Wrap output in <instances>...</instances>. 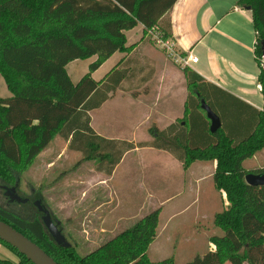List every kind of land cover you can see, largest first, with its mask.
I'll return each mask as SVG.
<instances>
[{
  "label": "trees",
  "instance_id": "16d2710c",
  "mask_svg": "<svg viewBox=\"0 0 264 264\" xmlns=\"http://www.w3.org/2000/svg\"><path fill=\"white\" fill-rule=\"evenodd\" d=\"M175 1L0 0V75L12 94L0 97V181L15 187L18 173L28 168L56 135L106 175L112 173L125 151L142 146L166 150L182 162L184 169L196 160L215 161L213 184L227 202L213 217L222 235L211 236L212 247L185 264H264V186H251L244 180L245 174L264 173V168L243 167L244 160L264 148V0L236 2L251 13L257 80L263 96L262 109L244 137L232 138L221 125L214 133L208 126L205 136L194 140L191 125L186 133H173L172 126L166 132L151 125L148 132L152 141L133 144L105 139L90 126L88 112L99 107L118 84L110 89L99 86L91 73L114 52L133 49L125 46L124 31L137 24L143 25L144 33L157 25L165 36H170L168 15ZM94 55L88 72L72 82L66 65ZM183 71L191 94L182 119L186 123V117L192 120L190 115L196 108L205 113L201 100L212 107L190 76L193 72L185 67ZM115 73L120 74L119 82L123 72ZM194 94L195 107L191 105ZM36 210L40 218L26 219L0 207V220L36 243L58 264H174L171 257L160 261L148 257V248L157 234L159 208L86 253H80L67 240L59 225L70 246L58 245L45 227L42 213ZM0 243L18 257L16 262L0 258V264H32L15 248Z\"/></svg>",
  "mask_w": 264,
  "mask_h": 264
},
{
  "label": "crops",
  "instance_id": "0c3cea01",
  "mask_svg": "<svg viewBox=\"0 0 264 264\" xmlns=\"http://www.w3.org/2000/svg\"><path fill=\"white\" fill-rule=\"evenodd\" d=\"M236 2L237 0H176L169 11L168 18L170 37L196 57V60L189 62L185 68L193 72L190 76L197 83L199 92L219 116L224 130L232 138L240 139L251 131L257 112L262 109L263 96L257 80L259 67L254 56L255 31L251 13L248 9L238 7ZM138 27L140 29L136 30ZM128 32L130 36H127ZM124 34L125 46H132L133 49L129 52H114L91 73V77L104 88L110 89L118 83L115 90L108 94V98L99 107L88 112L91 128L105 139L137 144L152 141L145 135V130L148 132L151 124L158 130H166V132L172 126L173 133L177 131L186 133L191 125L194 140H201L210 124L206 114L196 108L190 115L192 120L188 117H186V123L182 120L185 115V105L189 104L191 95L183 67L159 54V51L146 39L143 25L137 24L132 29L125 30ZM95 58L94 55L81 59L87 61L84 74L88 72V65ZM76 70L77 68L73 67L74 73H79ZM116 71L123 72V78L119 82L116 81L120 74L115 73ZM67 73L69 75L68 71ZM192 96L191 105L195 107L197 95ZM118 100L124 101L123 103L130 108L128 112L130 116H133L134 112L138 114L137 119H132L133 125L129 128L131 133L127 135L111 129L110 124L104 121L109 119L110 105ZM99 112L104 121L101 130L95 128L93 121V113ZM148 134L152 137L149 132ZM142 151L154 154L152 163L155 169L153 175L148 171V176H144L143 173L141 177L137 176L133 181L139 179L142 186L154 184V187L159 189H162L163 184L166 187L179 188L176 194L161 198L159 205L155 206L160 209V217L164 213L165 205L172 201L173 207L169 209V218L172 217L174 220L178 218L181 221L189 214L190 217L192 216V226L197 234L203 238L208 237L210 219L216 213V196L213 190L218 195L221 194L215 189L212 179L215 161L196 160L187 169H183L180 160L157 147L142 146L125 151L110 175L98 172L93 166L91 167L90 182L96 181L94 185L104 189L108 196L105 202L108 208L104 219H110L107 217H111V209L118 204H123L122 198L128 197L125 189L129 188L133 182L130 171L137 174L139 169L143 171L144 161L141 158H129L131 167L124 164L126 158L132 153ZM262 152L264 148L250 158H255V161L251 162L249 168H244L246 170L264 168V163L260 160L264 161ZM260 154H262L261 158H258ZM156 181H160L161 185L157 186ZM149 193L152 194L150 191ZM221 196L225 199L223 193ZM140 215L133 220L136 221L144 216ZM168 219L163 223L161 230L168 227ZM126 220L125 217L107 225L111 231L118 233L119 228L125 227L124 224L123 226L120 224ZM179 224L181 226L182 222ZM160 231L157 228L151 247L152 244L159 247ZM206 240L207 247H210L209 238Z\"/></svg>",
  "mask_w": 264,
  "mask_h": 264
},
{
  "label": "rangeland",
  "instance_id": "374dc122",
  "mask_svg": "<svg viewBox=\"0 0 264 264\" xmlns=\"http://www.w3.org/2000/svg\"><path fill=\"white\" fill-rule=\"evenodd\" d=\"M138 29L140 27L136 30ZM130 35L128 32L127 36ZM145 36L148 42L159 51V54L171 60L162 50L155 47L146 33ZM176 46L187 53L188 49L182 47V45L176 43ZM73 67H76V72L79 73L75 74ZM86 68L87 61L79 59L68 64L66 71L69 72L70 79L73 82H77L84 72H86ZM11 95L6 88L3 77L0 75V97L5 98ZM123 102H119L118 100L113 105H110L109 119L108 121L104 119V121L110 124L111 129L120 131V133L124 132V135H127L131 133L129 128L133 125L132 119H137L138 114L134 112L133 116H130L128 113L130 108ZM93 121L95 128L99 130L103 128L102 124L104 121H102L100 112L93 113ZM188 129L190 130L191 126ZM145 133L147 138L153 139L147 130H145ZM262 154L258 158H261ZM82 157L81 152L69 149L67 142L59 135H56L48 146L38 154L28 168L18 173V184L15 186L16 192L21 197L27 198L28 203L23 205L15 201L10 202L8 197L4 195L5 189H3V186L5 184L0 181V207L22 218H40V213L37 212V207L33 203L36 199L35 197L38 196L41 203L46 205L52 218L59 221V227L63 231V234L66 235L67 240L75 244L80 253H86L94 250L108 239L131 226L135 221L133 218L157 209L155 206L161 198L176 194L179 190L177 187H171L169 185V187H166L165 184L161 185L160 181H156L155 184L157 186L161 185L162 189L155 188L154 184L152 186H142V182H139V179L133 181L137 176L141 177L143 173L145 174L144 176H148V171L153 175L155 166L152 163L154 154L144 153L143 151L141 153H132L131 156L126 158L124 164L131 167L128 162L129 158H141L144 161L143 167L141 165L143 171L139 169L138 174L130 171L132 176L131 181L134 184L132 185L133 182H131V186L125 189L127 192L126 196L128 197L122 198L124 203L118 204L115 208L111 209L112 215L111 217H107L110 219L105 220L104 218L108 208L105 204L108 197L107 193L101 187L94 185L96 181L94 183L90 182V170L94 162L83 160ZM159 159L161 160V156H159ZM260 160L264 163L263 159ZM253 161H255V158H248L243 162V167L249 168V165ZM149 191L152 193L151 195ZM213 192L216 196L215 212H219L225 207L226 201L222 198V193L218 195L214 190ZM171 207H173L172 201L165 205L164 213L161 217L159 215L160 221L157 227L159 231L163 223L169 218V209ZM125 217L127 220L120 224L121 226L124 224L125 227L123 229L119 228L120 230L122 229L121 231L119 230L120 232L118 231L117 233V231H111L109 229L108 225L112 221L122 218L125 219ZM191 220L192 216L190 217L189 214L181 221L178 218L174 220L170 217L167 222L168 227L160 231V237L158 239L159 247L152 244V247L149 246L148 248V257L150 260L160 261L171 257L174 260V264H185L195 255H202L211 247H207L206 238L222 235V231L214 226L213 218L210 219V231L206 238L197 234V231L192 226ZM181 222L182 224L180 226L179 223ZM102 227L104 230H100ZM0 258H6L14 262L18 261V257L2 243H0ZM224 264L230 263L226 262Z\"/></svg>",
  "mask_w": 264,
  "mask_h": 264
},
{
  "label": "water",
  "instance_id": "95a60500",
  "mask_svg": "<svg viewBox=\"0 0 264 264\" xmlns=\"http://www.w3.org/2000/svg\"><path fill=\"white\" fill-rule=\"evenodd\" d=\"M262 56H264V48ZM201 108L205 111L206 117L210 122L209 131L214 133L221 126L219 116L201 100ZM245 182L251 186H264V173L245 174ZM4 195L10 202L25 203L28 199L17 194L15 187L3 186ZM34 205L42 213L41 219L54 241L63 247H69L70 243L65 239L61 230L58 228L59 221L53 219L49 210L41 203L40 199L34 201ZM0 240L15 248L23 254L32 264H58L50 255L41 247L30 240L28 237L17 231L8 223L0 220Z\"/></svg>",
  "mask_w": 264,
  "mask_h": 264
},
{
  "label": "built area",
  "instance_id": "2783aa9c",
  "mask_svg": "<svg viewBox=\"0 0 264 264\" xmlns=\"http://www.w3.org/2000/svg\"><path fill=\"white\" fill-rule=\"evenodd\" d=\"M146 35L168 58L182 67H186L189 65V62L196 60V57L189 52H181L177 48L175 41L170 36H165L157 25L146 28ZM261 62L264 66V56H262Z\"/></svg>",
  "mask_w": 264,
  "mask_h": 264
},
{
  "label": "flooded vegetation",
  "instance_id": "af4514ba",
  "mask_svg": "<svg viewBox=\"0 0 264 264\" xmlns=\"http://www.w3.org/2000/svg\"><path fill=\"white\" fill-rule=\"evenodd\" d=\"M35 200H37V199H35ZM35 200H34V201H35ZM34 201H33V203H34ZM26 202H28V200H27ZM53 219H54V218H53Z\"/></svg>",
  "mask_w": 264,
  "mask_h": 264
}]
</instances>
